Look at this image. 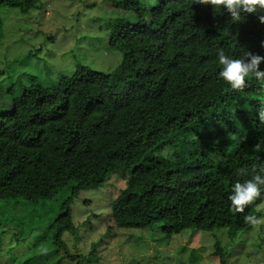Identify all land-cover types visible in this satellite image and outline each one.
Here are the masks:
<instances>
[{
	"label": "trees",
	"instance_id": "obj_1",
	"mask_svg": "<svg viewBox=\"0 0 264 264\" xmlns=\"http://www.w3.org/2000/svg\"><path fill=\"white\" fill-rule=\"evenodd\" d=\"M1 6L20 9L21 2ZM112 6L134 11L133 23L111 26L109 46L122 53L113 71L79 65L55 85L20 86L10 95L12 109L0 112V224L23 240L48 213L46 226L53 224L63 247L61 234L77 232L73 199L119 175L124 188L111 202L116 228L156 226L166 238L189 229L249 232L254 226L244 217H260L264 186L242 213L228 197L234 182L264 166V150L254 147L264 149L257 112L264 81L250 75L242 91L230 89L218 76L216 52L264 56V12L234 23L199 0H158L148 10L138 0ZM212 256L225 264L217 241Z\"/></svg>",
	"mask_w": 264,
	"mask_h": 264
},
{
	"label": "rangeland",
	"instance_id": "obj_2",
	"mask_svg": "<svg viewBox=\"0 0 264 264\" xmlns=\"http://www.w3.org/2000/svg\"><path fill=\"white\" fill-rule=\"evenodd\" d=\"M113 1L20 0V9L1 6L0 112L12 109L10 95L20 86L55 85L79 65L113 71L122 53L109 46L111 26L134 22V11L115 8ZM138 1L148 10L158 0ZM123 188L124 180L112 175L102 187L81 191L70 206L77 232L61 234L63 247L55 243L53 224L46 226L48 213L23 240L14 227L0 224V264H219L212 256L216 241L226 252L225 264H264V224L235 237L226 229H189L166 238L156 226L116 228L111 202ZM33 210L39 215L42 207ZM256 210L264 217V201Z\"/></svg>",
	"mask_w": 264,
	"mask_h": 264
},
{
	"label": "clouds",
	"instance_id": "obj_3",
	"mask_svg": "<svg viewBox=\"0 0 264 264\" xmlns=\"http://www.w3.org/2000/svg\"><path fill=\"white\" fill-rule=\"evenodd\" d=\"M199 3L210 4L222 9L234 23L242 21L244 14L264 12V0H199ZM259 21L264 24V15L259 16ZM261 47H264V42L261 43ZM216 59L221 66L218 73L219 78L234 91H242L246 87V77L250 75L254 76L257 81H264V71L259 70L261 63H264V56L243 52L239 58H233L226 54L224 49L219 48L216 52ZM257 112L259 121L264 122V106H260ZM254 147L257 151L264 150L259 144ZM171 151L170 147H166L163 154L168 156ZM240 173L244 174V169H240ZM260 173H264V166H261L260 172L253 175L251 179L243 182L237 180L232 184L231 194L228 197L232 211L244 212L245 206L260 195L261 186H264V175ZM244 220L254 227L264 224V217L248 215L244 217Z\"/></svg>",
	"mask_w": 264,
	"mask_h": 264
}]
</instances>
